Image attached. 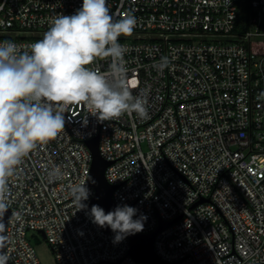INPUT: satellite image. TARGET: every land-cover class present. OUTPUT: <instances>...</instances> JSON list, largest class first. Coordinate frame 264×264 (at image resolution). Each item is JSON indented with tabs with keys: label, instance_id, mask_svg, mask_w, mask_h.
I'll list each match as a JSON object with an SVG mask.
<instances>
[{
	"label": "built area",
	"instance_id": "1",
	"mask_svg": "<svg viewBox=\"0 0 264 264\" xmlns=\"http://www.w3.org/2000/svg\"><path fill=\"white\" fill-rule=\"evenodd\" d=\"M107 2L114 18L130 12L138 20L119 43L128 49L129 86L143 93L149 115L99 122L70 107L65 130L9 178L10 264H42L34 243L43 233L57 264H149L131 255L129 236L114 244L112 231L74 206L70 186L90 177L88 141L96 137L114 202L147 216L138 234L179 218L156 234L162 260L264 264V0ZM81 4L0 0V42L42 39L55 16ZM161 57L169 64L157 72ZM109 66L110 58L91 65L105 73ZM57 166L64 176L52 182L47 172ZM86 183L90 210L97 191Z\"/></svg>",
	"mask_w": 264,
	"mask_h": 264
},
{
	"label": "clouds",
	"instance_id": "2",
	"mask_svg": "<svg viewBox=\"0 0 264 264\" xmlns=\"http://www.w3.org/2000/svg\"><path fill=\"white\" fill-rule=\"evenodd\" d=\"M137 24L130 12L114 18L107 0H82L74 13L55 16L42 39L27 46L0 42V264L10 259L4 251L8 240L4 217L11 209L9 178L38 145L48 144L65 130L70 107L86 108L99 122L133 112L141 119L148 117L147 99L142 92L134 95L129 86L128 49L119 43L121 36L133 34ZM104 58H110L108 72L91 67ZM168 64V58L161 57L154 68L163 72ZM63 176L59 166L47 172L52 182ZM89 179L88 174L70 186L77 211H85L98 227L110 228L114 244L144 230L147 216L137 207L117 204L105 212L93 204L89 210L85 203L91 195Z\"/></svg>",
	"mask_w": 264,
	"mask_h": 264
},
{
	"label": "water",
	"instance_id": "3",
	"mask_svg": "<svg viewBox=\"0 0 264 264\" xmlns=\"http://www.w3.org/2000/svg\"><path fill=\"white\" fill-rule=\"evenodd\" d=\"M89 147L93 152V164L89 179V185L95 187L97 193L94 199L90 202V207L93 204H98L104 208L105 212L113 210L116 207V203L113 200V191L115 187L111 185L105 176V170L109 165V162L104 159L99 151V139L98 137L88 141ZM93 180L95 183H93ZM10 216V210L6 213L4 217V222L7 224ZM179 219V218H178ZM177 219V220H178ZM175 220V221H177ZM172 222H161L157 231L150 234H135L131 235V255L140 262H146L149 264H172L162 260L156 253L154 247V241L156 234L166 227L170 226ZM107 230L111 231L110 228ZM43 233V232H42ZM45 236V234L43 233ZM5 251V249H4ZM8 264L10 262L8 261Z\"/></svg>",
	"mask_w": 264,
	"mask_h": 264
},
{
	"label": "rangeland",
	"instance_id": "4",
	"mask_svg": "<svg viewBox=\"0 0 264 264\" xmlns=\"http://www.w3.org/2000/svg\"><path fill=\"white\" fill-rule=\"evenodd\" d=\"M35 248L42 264H57L55 254L42 234L35 235Z\"/></svg>",
	"mask_w": 264,
	"mask_h": 264
}]
</instances>
